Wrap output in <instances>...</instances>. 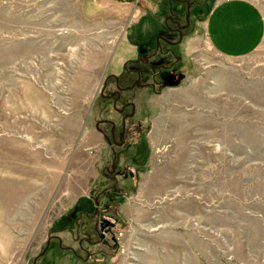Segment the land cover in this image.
<instances>
[{"label":"rangeland","instance_id":"obj_1","mask_svg":"<svg viewBox=\"0 0 264 264\" xmlns=\"http://www.w3.org/2000/svg\"><path fill=\"white\" fill-rule=\"evenodd\" d=\"M74 1L0 0V223L18 229L19 263H34L50 241L37 264H264V30L249 56L225 62L203 46L176 70L178 85L205 81L216 136L165 153L147 139L159 111L152 99L172 85L159 75L169 64L148 60L118 85L85 70L97 51L79 45L96 41L73 33ZM165 1L162 18L182 17ZM248 1L264 26V0ZM188 15L168 23L176 40L196 31L200 18ZM137 30L130 39L140 46ZM205 112H197L199 130ZM111 125L108 145L101 133ZM97 220L112 225L118 249L83 244L86 259L79 243Z\"/></svg>","mask_w":264,"mask_h":264},{"label":"crops","instance_id":"obj_2","mask_svg":"<svg viewBox=\"0 0 264 264\" xmlns=\"http://www.w3.org/2000/svg\"><path fill=\"white\" fill-rule=\"evenodd\" d=\"M74 3L71 7L77 8L78 22L73 33L79 38H92L96 41L91 44L88 40V44L79 45L97 51L95 63L93 61L89 64L87 60L84 65L93 68L85 70L105 72L117 85L122 79L130 80L132 76L135 77V73L143 71L141 65H145L148 60L157 69L163 66L162 63L169 64L159 75L164 79L163 85H172L165 87L161 94L152 99L159 103V111L155 121L151 120L153 130L149 133L150 139H147L149 145L158 146L159 150L165 153L175 154L194 150L197 140L192 143L191 138L216 136L213 132L214 126L210 124L215 118L214 98L204 94L205 81L187 78L178 85L176 79L180 82L182 77L175 75L176 70H179L183 63H195L197 53L203 46L225 62H234L252 54L261 44L264 30L260 12L252 3L248 0H207L203 4L196 3L195 0L168 2L170 11L174 9L177 15L180 13L186 18L187 12L191 19L200 18V22L198 20L195 23V30L199 32L192 31L190 37L177 38L178 40V34L171 32L168 23L177 24L176 21H180L182 17L176 19L171 17V14L162 18L161 12L167 3L165 0H75ZM135 28L143 38L140 39V46L134 45L130 39ZM166 48L167 51L164 50ZM97 67L99 68L94 70ZM119 68H122V75L117 73ZM168 79L174 82H169ZM201 106H206L203 120L208 123H205V129L199 130V117L196 115ZM189 120L195 121V127H191ZM184 123L188 126H184ZM156 129L157 134H154ZM217 132L219 133V130ZM183 138L186 139L183 141ZM185 141L188 143L184 144ZM180 213L176 215L179 216ZM163 224L165 228L166 221L160 225ZM172 224L175 226L176 220L170 221L167 226ZM3 226L0 223V264H18L22 259L20 243L18 242L17 247L14 236L18 229H11V226L5 229ZM17 258L19 259L16 260Z\"/></svg>","mask_w":264,"mask_h":264},{"label":"flooded vegetation","instance_id":"obj_3","mask_svg":"<svg viewBox=\"0 0 264 264\" xmlns=\"http://www.w3.org/2000/svg\"><path fill=\"white\" fill-rule=\"evenodd\" d=\"M170 28H171L172 33L179 34V31L177 32V29L175 26L170 27ZM167 41H169V40H167ZM169 42H171V41H169ZM171 44H172V42H171ZM165 68L166 67L164 66V69ZM118 84L119 83H117V85ZM127 117H130V115L125 116L124 122L122 121V125L125 124V121L128 119ZM111 128L112 129L110 130V132H108V135L103 133V132L101 133L103 139H105L107 141L108 145H111V138L113 137V133H114V127L112 125H111ZM104 176H106V175H104ZM106 177H107L106 179H108V178L110 180L113 179L112 176H106ZM95 213H97V210H95ZM82 229H84V226ZM89 236H90L89 239L82 238L83 241H81L79 243L80 244L79 249L82 252V254H85L86 259L90 254H89V250H87L86 248L83 247V244L86 245V247H89V246L97 247V246H99V247L103 248L104 250H106V253H112V252L115 253L118 249V242L114 236V233L112 230V225H110L108 223L102 222L101 220H97L93 230L89 232ZM47 243H48V245H47ZM47 243H46L44 249L40 252V254H38L34 258L33 262L35 264H37L39 261H41L45 257L46 252L48 251L49 246H50V241H47ZM58 249L61 250L62 248H60L58 246ZM69 252H71V251H69ZM99 252L102 254V252L100 250H99Z\"/></svg>","mask_w":264,"mask_h":264},{"label":"trees","instance_id":"obj_4","mask_svg":"<svg viewBox=\"0 0 264 264\" xmlns=\"http://www.w3.org/2000/svg\"><path fill=\"white\" fill-rule=\"evenodd\" d=\"M178 1H183V0H178ZM185 1H187V0H185ZM165 51H167V48L165 49ZM168 67H169V66H168ZM92 194H94V193H91V195H92ZM93 212H94V210H93ZM93 212H92V213H93Z\"/></svg>","mask_w":264,"mask_h":264},{"label":"water","instance_id":"obj_5","mask_svg":"<svg viewBox=\"0 0 264 264\" xmlns=\"http://www.w3.org/2000/svg\"><path fill=\"white\" fill-rule=\"evenodd\" d=\"M94 202L96 204V210H97V200L95 199ZM47 245H48V243H47Z\"/></svg>","mask_w":264,"mask_h":264}]
</instances>
